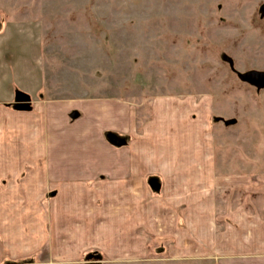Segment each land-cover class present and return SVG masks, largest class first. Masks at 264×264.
<instances>
[{"label": "crops", "instance_id": "0c3cea01", "mask_svg": "<svg viewBox=\"0 0 264 264\" xmlns=\"http://www.w3.org/2000/svg\"><path fill=\"white\" fill-rule=\"evenodd\" d=\"M214 103L158 97L141 118L145 103L0 89V264H264V171L220 159Z\"/></svg>", "mask_w": 264, "mask_h": 264}, {"label": "rangeland", "instance_id": "374dc122", "mask_svg": "<svg viewBox=\"0 0 264 264\" xmlns=\"http://www.w3.org/2000/svg\"><path fill=\"white\" fill-rule=\"evenodd\" d=\"M251 72L264 73V0H0L3 93L145 103L141 118L158 97L210 95L217 153L237 171H264ZM150 258L122 264H218Z\"/></svg>", "mask_w": 264, "mask_h": 264}, {"label": "water", "instance_id": "95a60500", "mask_svg": "<svg viewBox=\"0 0 264 264\" xmlns=\"http://www.w3.org/2000/svg\"><path fill=\"white\" fill-rule=\"evenodd\" d=\"M245 80L248 81L249 83L255 85L258 88H263L264 87V73H258V72H251L250 74H248L247 76H244ZM21 95L24 94H20L17 98L18 102H20V98ZM26 96V95H25ZM26 101L30 102V98L28 96H26ZM25 105V104H24ZM22 109L27 110L29 109V107L27 106H23ZM88 264H101L100 262H89Z\"/></svg>", "mask_w": 264, "mask_h": 264}, {"label": "trees", "instance_id": "16d2710c", "mask_svg": "<svg viewBox=\"0 0 264 264\" xmlns=\"http://www.w3.org/2000/svg\"><path fill=\"white\" fill-rule=\"evenodd\" d=\"M25 98H26L25 95H21L20 101L23 102ZM119 139H121L120 135H118V134H114V133H110V134H109V140H110L112 143L116 144V142H117Z\"/></svg>", "mask_w": 264, "mask_h": 264}]
</instances>
